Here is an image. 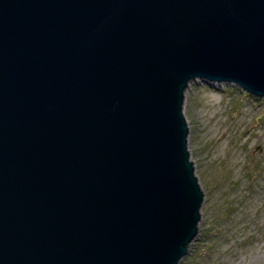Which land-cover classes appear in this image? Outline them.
I'll return each instance as SVG.
<instances>
[{"label":"water","instance_id":"obj_1","mask_svg":"<svg viewBox=\"0 0 264 264\" xmlns=\"http://www.w3.org/2000/svg\"><path fill=\"white\" fill-rule=\"evenodd\" d=\"M197 77L264 96V0H0V264H177Z\"/></svg>","mask_w":264,"mask_h":264},{"label":"rangeland","instance_id":"obj_2","mask_svg":"<svg viewBox=\"0 0 264 264\" xmlns=\"http://www.w3.org/2000/svg\"><path fill=\"white\" fill-rule=\"evenodd\" d=\"M182 110L205 192L200 225L177 264H264V96L197 77Z\"/></svg>","mask_w":264,"mask_h":264}]
</instances>
